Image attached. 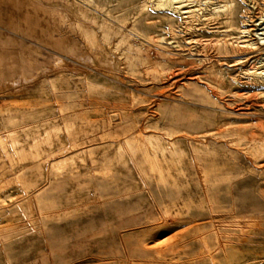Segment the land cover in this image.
<instances>
[{"label": "rangeland", "instance_id": "374dc122", "mask_svg": "<svg viewBox=\"0 0 264 264\" xmlns=\"http://www.w3.org/2000/svg\"><path fill=\"white\" fill-rule=\"evenodd\" d=\"M155 2L0 0V264H264V0Z\"/></svg>", "mask_w": 264, "mask_h": 264}, {"label": "bare ground", "instance_id": "6f19581e", "mask_svg": "<svg viewBox=\"0 0 264 264\" xmlns=\"http://www.w3.org/2000/svg\"><path fill=\"white\" fill-rule=\"evenodd\" d=\"M155 6L167 7L168 9H172L174 11H178L181 13H188V14L190 13L189 11H187L188 5L184 4V0H156ZM245 31L250 32L249 30H245ZM245 44L249 46H253V43L251 42H247ZM259 67L256 66L252 72L256 78H259L262 80V82H264V70H263L264 68L259 69Z\"/></svg>", "mask_w": 264, "mask_h": 264}]
</instances>
